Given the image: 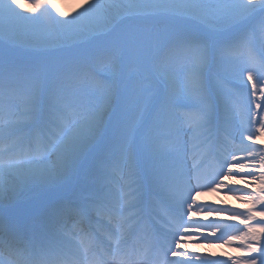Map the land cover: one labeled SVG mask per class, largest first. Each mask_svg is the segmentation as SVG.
Listing matches in <instances>:
<instances>
[{
    "label": "snow or ice",
    "instance_id": "1",
    "mask_svg": "<svg viewBox=\"0 0 264 264\" xmlns=\"http://www.w3.org/2000/svg\"><path fill=\"white\" fill-rule=\"evenodd\" d=\"M245 73L264 97V0H0V209L20 217L0 264H264V106L226 87ZM152 196L162 224L137 211ZM210 238L236 255L189 249Z\"/></svg>",
    "mask_w": 264,
    "mask_h": 264
},
{
    "label": "bare ground",
    "instance_id": "2",
    "mask_svg": "<svg viewBox=\"0 0 264 264\" xmlns=\"http://www.w3.org/2000/svg\"><path fill=\"white\" fill-rule=\"evenodd\" d=\"M51 1L53 2L55 0H51ZM67 2H70L71 4L63 7V12L64 13H68L70 15L74 14L75 10L80 9L79 7L82 4H84V0H67L66 3ZM17 3L19 4V0H17ZM29 3L32 4V0H29ZM19 5L21 6L22 9H27V8L31 7L29 4H19ZM243 102H244V100H243ZM67 194H69V193H66L64 196L66 197ZM25 195H28L29 198H27L26 196L24 198H22L21 201L17 202L16 207H18V208L19 207H26L27 202L35 201V200L31 199V195L32 194L27 193ZM63 198L64 197H62V199ZM200 198L202 200H199L198 203L207 201V203H203V204H214L217 207H226V205H224V204H226L227 200L236 201L235 203L239 204V206L245 205L243 202H241V201L238 202L236 200V195L235 194L225 195L223 193H212V192H209V191H205L204 194ZM227 207H230V206H227ZM11 210H12V212L17 213L15 210H13V209H11ZM194 211H196L197 214L192 217L193 221H199V219H201L202 216H205L207 214L205 212L199 213L200 210L197 211L196 209H194ZM224 216L225 215L222 214V213L217 214L215 212H213L211 215H209V217H215L216 221H221V222L225 220ZM0 222H1V218H0ZM205 223H208V222H205ZM232 223H234V222H232ZM237 225H239V224H237ZM210 240H211V242H204L202 244H191V245H189V249H195V251L197 253H200L202 255L211 256V254L215 253V256H213L212 258L216 259V260H228V256L224 255L225 253H227L225 251V249L226 248L230 249L231 247L222 246L221 242L220 241H215L214 238H210ZM212 241L214 242V244H212ZM210 244H211V246H210ZM233 244L238 246L239 241H235ZM229 255L234 257L236 255V253H234L232 255L231 252H230Z\"/></svg>",
    "mask_w": 264,
    "mask_h": 264
},
{
    "label": "rangeland",
    "instance_id": "3",
    "mask_svg": "<svg viewBox=\"0 0 264 264\" xmlns=\"http://www.w3.org/2000/svg\"><path fill=\"white\" fill-rule=\"evenodd\" d=\"M66 1L67 0H65V3H66ZM19 4H29L28 2H26L25 0H19ZM69 4H71L70 2H67V5H69ZM80 8V7H79ZM237 80H240V79H238L237 78ZM240 81H242L243 83H246L247 81H246V76H245V74H244V80H240ZM248 86L249 87H251V85L250 84H248ZM258 87H260V85H258ZM247 96H249L248 98L251 100V102L253 103L252 105L254 106L255 105V103H260L259 101H261V94L258 92L257 93V97L256 98H251L250 97V93L249 94H247ZM245 105H248L249 103H244ZM262 104V106H264V102L263 103H261ZM253 109H254V107H253ZM255 110V109H254ZM237 200V199H236ZM238 201V200H237ZM228 202V201H227ZM230 202H236V201H233V200H230ZM239 202V201H238ZM236 222H239V221H236Z\"/></svg>",
    "mask_w": 264,
    "mask_h": 264
}]
</instances>
